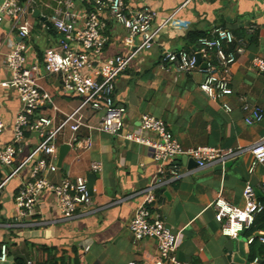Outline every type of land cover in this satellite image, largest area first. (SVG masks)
<instances>
[{"label":"crops","instance_id":"crops-1","mask_svg":"<svg viewBox=\"0 0 264 264\" xmlns=\"http://www.w3.org/2000/svg\"><path fill=\"white\" fill-rule=\"evenodd\" d=\"M66 1L34 0L25 17L31 28L29 38L25 40L27 54L31 62L39 63V83L53 99V106L40 109L36 116L51 118L55 128L83 103L80 97L63 93L58 77L44 73L46 50H60L65 42V37L53 28L49 18L55 11L67 9ZM2 2L0 0V5ZM71 2L77 25L81 27L87 14L94 10L92 0ZM125 4L135 11L144 8L155 11L158 14L156 27L164 25V28L153 48L139 53L116 83L115 104L127 107L124 131L140 133L141 117L148 114L163 120L185 150L199 147L243 150L237 159L228 162L231 163L229 167L217 172L214 171L216 166L204 171L189 168L187 158L183 156L166 163L167 175L170 167H177L179 178L157 194L153 215L179 235L174 255L181 262L255 264L249 262L250 245L245 232L236 239L223 236L212 204L221 195L231 205L244 208L246 185L250 183L259 189L264 184V164L249 173L253 161L249 148L264 139V120L249 126L245 123L247 113L242 110L245 103L264 108V73H257L252 67L255 57L264 59V0H125ZM101 19L105 24L101 35L106 40L102 59L130 54L133 49L124 45L127 31L107 12L102 13ZM215 27L227 28L236 37L241 36L247 41V49L233 66L231 94L213 101L200 91L204 74L168 72L161 68L160 60L166 51H188L186 37L190 31L210 33ZM21 41L12 22L4 20L0 24V82L9 78L5 56L10 50V42ZM223 104H228L232 111L225 112ZM20 109L17 93L2 86L0 116L5 129L0 135L1 145L13 141L14 121ZM102 117V112L82 108L78 118L91 128L83 126L73 133L65 127L58 135L59 147L68 145L70 151L61 168L49 175L50 181L60 183L68 175L86 178L92 173V163L102 166L101 173L95 174L98 178L91 197L92 206L80 210L77 218L62 220L55 197L45 192L40 196L33 216L26 221L18 220L14 199L22 180L28 176L29 167L11 179L0 192V244L9 245V264L18 259L36 264L35 246L39 245L56 248L57 257L63 253L72 261L76 257L79 264H155L160 255L157 241L149 238L136 241L129 224L142 201V195L137 194L153 182L161 164L153 159L148 147L98 131ZM26 137L27 144L14 167L39 144L37 134L27 131ZM10 173V168L0 166V185ZM258 196L264 197L260 193ZM25 222L30 225L8 227Z\"/></svg>","mask_w":264,"mask_h":264},{"label":"built area","instance_id":"built-area-1","mask_svg":"<svg viewBox=\"0 0 264 264\" xmlns=\"http://www.w3.org/2000/svg\"><path fill=\"white\" fill-rule=\"evenodd\" d=\"M192 0H187L190 2ZM94 10L87 14L83 26L77 24L76 15L72 12L73 3L67 0L65 10L55 11L49 18L50 24L68 42H62L60 50L48 49L45 52L43 64L46 76L58 77L65 95L77 96L82 99L79 110L66 115L64 121L57 128L53 127V120L47 117L36 116L37 111L53 106V99L39 83L40 67L36 61L31 62L27 54L25 40L29 38L31 28L25 21L34 0H3L0 5V24L10 20L17 31L21 42H10V50L5 56V68L9 78L0 82V88L6 86L14 90L21 103V109L14 121V139L10 144H0V166L11 169L8 178L0 185V192L13 178L19 176L29 167L28 176L22 180L14 199L18 209V220H27L35 213L40 196L51 193L58 204L62 220L70 221L79 216V211L92 206L87 179L85 177L66 176L60 183L49 180V175L59 169L58 135L69 127L73 133L85 125L79 112L88 107L93 112H102L98 131L111 136L121 137L124 140L142 144L153 153V159L161 166L153 182L141 193L142 201L136 208L129 224V230L136 241L154 239L158 243L159 257L155 264H190L181 262L175 257L178 248L179 235L165 227L162 220L153 215V205L158 201V191L163 189L172 180L179 178L177 167H170L167 175L165 164L178 156L189 158L196 162L198 171L221 165L223 168L228 162L239 157L241 149L223 150L212 147L183 149L178 139L168 130L166 123L152 115H143L140 120V133L125 132L124 118L127 107L116 105L114 93L116 83L127 70L131 61L142 51L153 48L164 25H155L158 14L149 9L131 10L125 0H92ZM103 12L127 31L124 45L133 49L130 54L117 55L102 59L106 40L101 31L105 24L101 19ZM73 44V45H71ZM235 48L233 49V47ZM247 49V41L237 38L234 33L223 27H215L209 37L201 38L198 49L195 51L164 52L161 56V68L176 74H192L200 72L205 79L200 84V91L210 100H221L231 94L232 69ZM252 67L257 73H264V59L255 57ZM225 112L230 113L232 108L223 104ZM242 110L247 113L245 123L252 126L264 120V108L245 103ZM58 112V109L55 108ZM91 128V127H90ZM5 126L0 116V135ZM31 131L39 137L36 149L20 164L14 167L15 161L27 144L26 132ZM90 146V145H89ZM88 146V147H89ZM253 156L249 173L252 174L257 166L264 164V139L249 148ZM100 163L91 164V172L100 174ZM258 193L264 195V184L255 188L247 184L244 188V208H238L227 202L219 195L212 207L216 220L221 224V234L229 238H239L245 231L250 230L256 217L264 212V202L259 200ZM22 222V221H21ZM30 222L8 226L27 227ZM255 239L264 245V231L248 237L251 245ZM9 245L0 244V264H9ZM255 264L258 260H255ZM16 264V263H12ZM27 264H34L27 261Z\"/></svg>","mask_w":264,"mask_h":264},{"label":"trees","instance_id":"trees-1","mask_svg":"<svg viewBox=\"0 0 264 264\" xmlns=\"http://www.w3.org/2000/svg\"><path fill=\"white\" fill-rule=\"evenodd\" d=\"M209 36L210 33L199 32L197 30L190 31L186 37L187 50H197L199 40L201 38ZM237 38L241 39L242 37L239 36ZM234 48L235 46L233 47V49ZM161 192L162 189L158 191V194H161ZM259 200L264 202V197H259ZM260 231H264V212H262L256 217L252 228L250 230L245 231V234L247 235V237H250ZM35 250L37 254L36 264H79V261L75 257V251L73 252L75 259L72 261L71 257L67 256L66 253H63L60 257H57L58 251L56 250V248L39 245L35 246ZM255 260H258L260 264H264V245L261 244L258 239H255L254 242L250 245L249 262L253 263L255 262ZM16 263L27 264V262L23 259H18Z\"/></svg>","mask_w":264,"mask_h":264},{"label":"water","instance_id":"water-1","mask_svg":"<svg viewBox=\"0 0 264 264\" xmlns=\"http://www.w3.org/2000/svg\"><path fill=\"white\" fill-rule=\"evenodd\" d=\"M63 40L65 42H68L67 39L63 38ZM70 151V147L68 145H61L59 147V157H58V167L61 168L62 163L65 159V157L67 156L68 152ZM187 163L189 164V168H197V164L195 161L191 160V159H186ZM231 165V163H228L225 165V168L229 167ZM223 167L221 165H218L215 167L214 171H222ZM98 178L97 175L92 174V173H88L86 176L87 179V187H88V192L90 197H93V190H94V185H95V181Z\"/></svg>","mask_w":264,"mask_h":264}]
</instances>
